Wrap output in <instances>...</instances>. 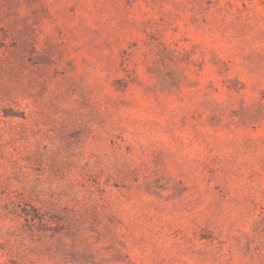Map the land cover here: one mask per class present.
Masks as SVG:
<instances>
[{
	"label": "rangeland",
	"instance_id": "rangeland-1",
	"mask_svg": "<svg viewBox=\"0 0 264 264\" xmlns=\"http://www.w3.org/2000/svg\"><path fill=\"white\" fill-rule=\"evenodd\" d=\"M0 264H264V0H0Z\"/></svg>",
	"mask_w": 264,
	"mask_h": 264
}]
</instances>
